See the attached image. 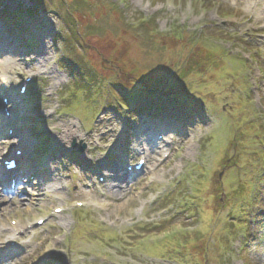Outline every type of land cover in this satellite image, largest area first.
<instances>
[{"label": "rangeland", "instance_id": "obj_1", "mask_svg": "<svg viewBox=\"0 0 264 264\" xmlns=\"http://www.w3.org/2000/svg\"><path fill=\"white\" fill-rule=\"evenodd\" d=\"M259 1L260 7H249L254 0H0V12L6 7L16 13L18 24L48 23L42 25L44 53L26 61L10 52L13 62L0 72V91L13 92L33 79L23 105L11 106L18 113L12 139L0 125V142H8L0 147V161L16 144L23 151L38 149L31 161L39 165L40 157L56 151L52 135L61 139L60 129L72 124L91 136L70 144L84 147L89 158L98 142L104 154L94 153L97 159L110 157L113 145V165L124 173L146 141L158 135L176 139L175 147L148 159L144 172L130 176L120 191L110 190L107 179L91 190L85 171L59 167L58 192L45 190L20 206L39 185L55 183L35 169L38 180L20 181L0 210V232L11 220L48 222L16 242L15 253L0 264H264ZM7 50L2 45L0 57ZM179 95L186 99L179 101ZM162 154L170 158L158 166ZM149 181L150 188L141 190ZM74 201L85 207L48 218ZM8 236H0V250ZM59 248L66 255L56 256Z\"/></svg>", "mask_w": 264, "mask_h": 264}, {"label": "bare ground", "instance_id": "obj_2", "mask_svg": "<svg viewBox=\"0 0 264 264\" xmlns=\"http://www.w3.org/2000/svg\"><path fill=\"white\" fill-rule=\"evenodd\" d=\"M255 2H253V5L251 4V7L252 6H255V7H260L261 6V4H259V0H254ZM261 12H264V10H262ZM262 15H264V13H262ZM41 24V23H40ZM43 24L44 25H46V24H48V23H46V21H44L43 22ZM42 24V25H43ZM35 29V28H34ZM41 30L43 29V27H41L40 28ZM36 30V29H35ZM0 31H2L1 29H0ZM28 31V30H27ZM26 31V32H27ZM41 34H43L42 32H41ZM8 41H10V39H6V42H8ZM2 44V43H1ZM3 45V44H2ZM2 48V46H0V49ZM17 50V49H16ZM31 51H36V48H32L31 49ZM35 54V53H34ZM20 57H21V59H23V60H26V61H28V58H29V54L28 53H24V52H22V53H20ZM1 58V57H0ZM13 57L11 56V55H9V56H6L5 57V59H1L0 60V72L2 73V74H4L3 73V71H4V68L7 66V65H9V64H11L12 62H13ZM3 117L1 116V114H0V125H2V124H4V125H7L6 123H4L3 121ZM169 126V125H168ZM63 128V127H62ZM162 128H168V127H162V125L161 126H159V129H162ZM163 130V129H162ZM60 131H61V141H63L64 142V144H65V146L68 148V146L67 145H69L71 142H73V140H77V142H80V143H82V141H84V140H88L89 139V137L91 136L90 134H82L81 133V128H80V126H78V125H75V124H72V126L70 127H67V128H63V129H60ZM97 131H93V133H96ZM110 133L112 134L111 135V138L114 140V139H116V131H110ZM0 134H2L1 133V130H0ZM1 136V135H0ZM70 140V142H66L65 140ZM8 145V142L5 140V141H1L0 142V147L1 148H6V146ZM98 145V142H96L95 143V147H93V150H92V152H94L95 153V155H97V150H98V148L96 147ZM163 149H165L164 147H162L161 145H157V146H155V147H151V151H150V153L148 154V157L147 158H149V160H150V162H153L155 159L153 158L157 153H158V151H163ZM168 160V159H167ZM167 160H165L164 162H162L161 163V165L160 166H165V164L167 163ZM0 171H1V167H0ZM106 172H107V175H108V177L110 178V180H111V187H110V190L113 188L114 190H112V191H120L121 189H123L124 188V185L123 184H116V183H114V180H117V179H124V177L126 176L124 173H123V171L121 170V169H119L118 167H109V166H107V169H106ZM135 175H137V173L135 174ZM16 177L17 178H19V179H21V177L22 178H26L24 175H22V174H18V173H16ZM1 182H2V185H4V186H6V187H8L7 185H8V177L7 176H4L3 178H2V180H1ZM48 189H50V190H54V191H56L55 193H57L58 192V190H59V185H58V182H56L55 181V183L53 184V185H51V186H48V187H46V188H41L40 187V185L38 186V188H36L34 191H35V194H33L32 195V199H27V200H22V201H19V205L20 206H23V205H25V202L27 203V204H32L33 203V198H39V197H41V194H39L40 192H42L43 194H44V192H45V190H48ZM116 189V190H115ZM111 191V192H112ZM86 192H84L83 194H85ZM87 196H88V194H87ZM98 196V195H97ZM11 203V201H10V198H9V195L8 194H4L3 192H1V190H0V210L2 211V209L3 208H5V206L6 205H9ZM13 204V203H12ZM116 203L115 202H111V203H109V206H113V205H115ZM102 206L104 207V204H102ZM26 210H28V209H26ZM20 227L21 228H23L24 226L23 225H20ZM3 228H5V226H3ZM1 231V230H0ZM13 231L14 232H16L17 231V229H13ZM3 232L4 233H1L0 232V236H3V235H5V234H7V229H4L3 230ZM11 239H13V238H8V241L9 240H11ZM23 249H21V251H24V252H27V250L24 248V247H22ZM23 252V253H24ZM5 256V255H4ZM4 258V257H3Z\"/></svg>", "mask_w": 264, "mask_h": 264}]
</instances>
